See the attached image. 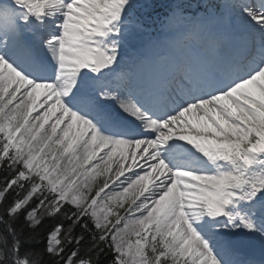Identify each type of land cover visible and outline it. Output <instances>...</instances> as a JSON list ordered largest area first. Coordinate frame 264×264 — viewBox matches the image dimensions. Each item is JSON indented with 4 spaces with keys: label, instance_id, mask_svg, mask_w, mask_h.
I'll use <instances>...</instances> for the list:
<instances>
[{
    "label": "snow or ice",
    "instance_id": "1",
    "mask_svg": "<svg viewBox=\"0 0 264 264\" xmlns=\"http://www.w3.org/2000/svg\"><path fill=\"white\" fill-rule=\"evenodd\" d=\"M0 173V264H264V0H0Z\"/></svg>",
    "mask_w": 264,
    "mask_h": 264
},
{
    "label": "trees",
    "instance_id": "2",
    "mask_svg": "<svg viewBox=\"0 0 264 264\" xmlns=\"http://www.w3.org/2000/svg\"><path fill=\"white\" fill-rule=\"evenodd\" d=\"M3 179V174L0 173V180ZM58 220L56 218H46L41 226H39L35 232L25 231L24 232V243L30 246L31 251L35 253L42 252L45 244V238L50 230H52L57 224ZM23 226L18 227V231ZM79 229H77V232ZM87 248V244H85V248L82 249V254L86 255L85 249ZM44 264H47V256L43 258Z\"/></svg>",
    "mask_w": 264,
    "mask_h": 264
},
{
    "label": "bare ground",
    "instance_id": "3",
    "mask_svg": "<svg viewBox=\"0 0 264 264\" xmlns=\"http://www.w3.org/2000/svg\"><path fill=\"white\" fill-rule=\"evenodd\" d=\"M220 25H223V24H220ZM114 111H118V110L114 108Z\"/></svg>",
    "mask_w": 264,
    "mask_h": 264
},
{
    "label": "rangeland",
    "instance_id": "4",
    "mask_svg": "<svg viewBox=\"0 0 264 264\" xmlns=\"http://www.w3.org/2000/svg\"><path fill=\"white\" fill-rule=\"evenodd\" d=\"M221 10H222V7L220 6Z\"/></svg>",
    "mask_w": 264,
    "mask_h": 264
}]
</instances>
